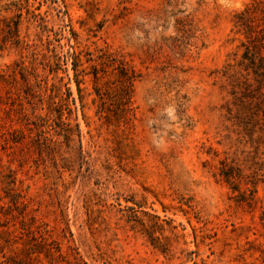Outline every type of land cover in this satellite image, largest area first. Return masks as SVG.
Listing matches in <instances>:
<instances>
[{
    "label": "rangeland",
    "instance_id": "1",
    "mask_svg": "<svg viewBox=\"0 0 264 264\" xmlns=\"http://www.w3.org/2000/svg\"><path fill=\"white\" fill-rule=\"evenodd\" d=\"M0 264H264V0H0Z\"/></svg>",
    "mask_w": 264,
    "mask_h": 264
}]
</instances>
